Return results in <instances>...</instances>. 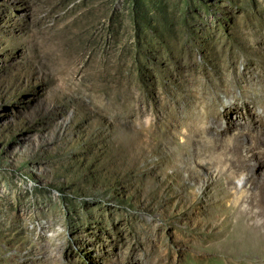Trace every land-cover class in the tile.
<instances>
[{"label":"rangeland","instance_id":"rangeland-1","mask_svg":"<svg viewBox=\"0 0 264 264\" xmlns=\"http://www.w3.org/2000/svg\"><path fill=\"white\" fill-rule=\"evenodd\" d=\"M263 218L264 0H0V264H264Z\"/></svg>","mask_w":264,"mask_h":264},{"label":"bare ground","instance_id":"bare-ground-1","mask_svg":"<svg viewBox=\"0 0 264 264\" xmlns=\"http://www.w3.org/2000/svg\"><path fill=\"white\" fill-rule=\"evenodd\" d=\"M260 214V213H259ZM262 214V213H261ZM259 216V215H258ZM254 218H256L255 217V215L254 214H251V219H254ZM264 219V218H263ZM263 219H261V220H259L258 221V225L260 226V227H263L264 228V220ZM254 222V221H253ZM236 253V252H235Z\"/></svg>","mask_w":264,"mask_h":264}]
</instances>
